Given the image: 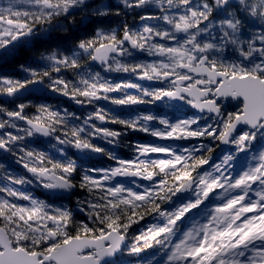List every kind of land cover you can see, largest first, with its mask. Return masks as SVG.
<instances>
[{
  "label": "flooded vegetation",
  "instance_id": "1",
  "mask_svg": "<svg viewBox=\"0 0 264 264\" xmlns=\"http://www.w3.org/2000/svg\"><path fill=\"white\" fill-rule=\"evenodd\" d=\"M114 1H92L81 9L82 16L91 17L82 28L90 27L98 44H81L72 49L73 57L55 55L49 47L23 56L21 51L33 48L24 45H32L40 31L0 54L1 95L41 83L10 100L0 99V228L10 241V228L32 231L41 239L46 233L41 244H18L16 249L30 254L49 255L71 239L86 238L101 245L79 253L80 259L164 264L179 232L200 215L208 221V230L217 225L225 231L241 230L245 212L234 218L220 195L224 185L193 204L204 178L232 179L264 150V118L221 146L245 108L242 98L226 97L225 89L235 77L264 83L262 71H232L228 64H217L209 45L194 46L196 54L164 55L171 45L190 43L193 27L182 28L181 37L172 39L181 20L191 25L192 19L198 28L209 24L211 29L233 22L247 41L262 27L259 15L251 14L258 0H146L139 7ZM39 38L49 39L50 33ZM103 44L115 48L107 63L95 65L93 52ZM227 55L236 57L231 51ZM53 56L65 61L45 62ZM14 58L19 63H12ZM238 67L241 70V64ZM30 123L42 127L43 134ZM25 133L29 142L21 137ZM186 205L192 208L171 225L169 238L160 232L141 252L130 251L139 246L140 237L164 225L165 215ZM38 213L46 219H36ZM57 220L65 225L62 238L53 230ZM259 221L264 227V220ZM257 240L264 243V234ZM112 246L117 247L114 254ZM238 257L237 264H243ZM188 258L190 264H199L201 256H184L179 264H187ZM228 259L201 260L235 264Z\"/></svg>",
  "mask_w": 264,
  "mask_h": 264
},
{
  "label": "rangeland",
  "instance_id": "2",
  "mask_svg": "<svg viewBox=\"0 0 264 264\" xmlns=\"http://www.w3.org/2000/svg\"><path fill=\"white\" fill-rule=\"evenodd\" d=\"M92 1L97 2L100 0H0V46L9 38H13L16 35L19 36V34L31 27V22L34 19L43 20L50 19L53 16H65L73 12L81 13V9ZM144 1L146 0H115L114 2L139 7ZM228 1L221 0L219 3L226 4ZM103 5L104 3L98 7L102 12L104 11ZM253 6L251 8V14L255 13V16L259 15L261 18L259 23L262 24V27L260 31H253L247 41H245L244 37L241 38L242 33L237 29L238 24L235 25L233 22H227L228 24L217 27L214 25L211 29V25L209 24L198 28L194 26L195 22L192 19H190L191 25L186 24V20H181L177 24L176 33L172 36V39L181 37L182 28L193 27L191 31L187 29L192 34V38L189 40L190 43L186 42L179 47L171 45L172 50L166 51L164 56L173 58L174 55H182L185 52L196 54L197 52H193L195 51L194 46L200 49V47L209 45L207 49L208 53L217 64H228L226 65L227 67L229 66L231 69L233 68L241 72L245 69H250L251 71L258 69L264 73V0H258ZM188 14L189 12H187ZM39 31L35 33V37H44L51 32V29L43 27ZM229 51L236 57H229L227 55ZM249 57H251V60L248 63L245 60ZM235 58H240L241 62L233 61ZM47 61L49 63L60 64L65 59L62 58L57 61L56 56H53L46 58L45 62ZM238 64H241V70ZM21 137L23 140L29 142V134L25 133ZM262 176H264V150L244 163L241 171H238L232 179L204 178L200 183L197 202L193 205H199L203 201V198H205L207 191L214 190L219 185H224V190L220 195L225 199L227 209L233 213L234 218H238L242 211L245 212V215L240 218L241 230L238 227L225 231L220 229L218 225L216 228L208 230V221L204 220V217L202 218L200 215L198 218H195L194 222L188 228L179 232L177 239L173 243L174 247L169 253V258L164 264H179V261L184 256L193 255H197L199 258L201 256V259L203 256L205 260L211 257L221 258L222 256L228 255V260L235 264L238 263V256L241 255V260H245V262H241L243 264H264V243L259 244L257 240L258 237L264 234V227L262 225L260 226L262 221H259L261 218L264 220V178ZM257 180L259 182L261 181L262 184H258L256 182ZM3 203L6 204L7 202ZM191 208L192 205H186L181 212L177 213L175 211L171 216L165 215L164 225L162 227L157 225L156 230H150L148 234L140 237L141 243L139 246L134 244L135 246L133 245L130 251L135 255L141 252L142 247L148 246L146 244L152 242L153 238L160 232L168 233L167 238H169L172 234V230L170 231L171 225L176 223L181 215L183 216L189 212L188 210ZM250 211L251 215L249 216L247 213ZM254 213L262 214L257 215ZM35 218L43 221L46 219L45 215L40 213ZM211 220L212 216L210 218ZM212 222H216V219L214 221L212 220ZM64 227L65 225L62 220H57V224L53 225V230L60 238L66 234ZM7 231L12 239L11 241L16 245L15 249L19 247L18 244L21 242L27 245L21 243L20 246L29 247L30 245L28 244L33 243V241L36 243L40 242L41 244L42 241L47 240L46 233L41 239L29 230L19 232L10 228ZM206 233L208 234L207 238L205 237ZM201 259L198 260L199 264H204ZM190 260L188 258L187 264L191 263Z\"/></svg>",
  "mask_w": 264,
  "mask_h": 264
},
{
  "label": "water",
  "instance_id": "3",
  "mask_svg": "<svg viewBox=\"0 0 264 264\" xmlns=\"http://www.w3.org/2000/svg\"><path fill=\"white\" fill-rule=\"evenodd\" d=\"M89 20L90 18L85 16L82 19L81 26L84 27ZM33 31H35V27H31L19 36L16 35L10 42H8V44L0 48V53L27 39ZM112 48L115 47L111 44H103L97 47L93 54L92 63L95 65L107 63L109 59L108 55H110ZM39 82L33 83L32 85L18 91H12L11 93L3 95L0 94V99L7 101L14 96L40 88L41 83ZM226 87H224V89ZM224 95L226 97H234L235 100L242 98L245 102V108L244 113L238 116L226 131L221 146L226 145L229 138L233 134H236L240 129L248 126L254 128L264 118V83L258 78L246 79L245 82H241V78L235 77L232 79L231 85L225 89ZM30 126L43 134L42 130L44 129L42 127L33 123H30ZM101 242H103V240H101ZM99 245H101L100 241L97 240L86 238L71 239L68 243L59 246L49 255L40 253L30 254V252L28 253L23 249H14L7 232L0 228V264H45L52 262L55 264H101V261L94 262L91 259H80L78 257V254L82 251L98 248ZM112 247L113 251L110 253L114 254L117 247ZM106 260L107 258H104L103 262Z\"/></svg>",
  "mask_w": 264,
  "mask_h": 264
},
{
  "label": "trees",
  "instance_id": "4",
  "mask_svg": "<svg viewBox=\"0 0 264 264\" xmlns=\"http://www.w3.org/2000/svg\"><path fill=\"white\" fill-rule=\"evenodd\" d=\"M113 7V6H112ZM34 19L31 22L32 26L36 27V31H39L43 27L51 29L50 38L34 37L32 45H28V49L33 46L32 50L21 51L23 56H29L32 54H39L41 47H49L59 55H68L73 57L72 49L80 46L81 44L91 45L92 42L98 44L95 40L90 27L82 28L81 14L79 12H73L65 16H53L50 19ZM92 25V24H91ZM90 25V26H91ZM12 63H19L18 58H14Z\"/></svg>",
  "mask_w": 264,
  "mask_h": 264
}]
</instances>
